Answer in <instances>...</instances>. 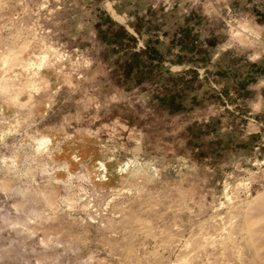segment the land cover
<instances>
[{
	"label": "rangeland",
	"instance_id": "1",
	"mask_svg": "<svg viewBox=\"0 0 264 264\" xmlns=\"http://www.w3.org/2000/svg\"><path fill=\"white\" fill-rule=\"evenodd\" d=\"M0 264H264V0H0Z\"/></svg>",
	"mask_w": 264,
	"mask_h": 264
},
{
	"label": "trees",
	"instance_id": "2",
	"mask_svg": "<svg viewBox=\"0 0 264 264\" xmlns=\"http://www.w3.org/2000/svg\"><path fill=\"white\" fill-rule=\"evenodd\" d=\"M110 25H115L112 22H109ZM136 32H138L136 30ZM186 31H183L182 35H185ZM103 41H106L108 43L111 44H115V45H119L121 46L123 44V42H130L132 43L134 46L136 44V39L130 35L123 27L121 26H117V31L114 35V38H109L108 40L103 37L102 38ZM147 51H137L134 52L130 55V59H129V63L124 65L123 68V72L126 75V77L131 76L133 73H135L137 76H135V78H133V80H135L137 83H139L141 80H144L143 76H149L150 73L145 70V66L141 64L142 61V57H144L146 55ZM152 65H150L149 68H151ZM149 71V70H148ZM151 71V70H150ZM141 78V79H140ZM176 99H177V95H167V97L162 99V103L163 105L167 107L168 110H174L177 106H176ZM179 105V104H178Z\"/></svg>",
	"mask_w": 264,
	"mask_h": 264
}]
</instances>
